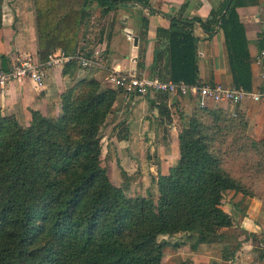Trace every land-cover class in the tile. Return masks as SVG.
<instances>
[{
  "label": "trees",
  "instance_id": "obj_1",
  "mask_svg": "<svg viewBox=\"0 0 264 264\" xmlns=\"http://www.w3.org/2000/svg\"><path fill=\"white\" fill-rule=\"evenodd\" d=\"M125 1L33 0L38 57L58 48L78 52V31L90 3L104 14ZM245 3L225 0L211 15L223 31L233 84L251 89V58L237 12ZM170 17L169 79L200 82L193 25L198 21L209 30L208 21ZM104 87L77 98L63 94L56 116L30 109L29 124L12 122V133L0 140V264H159L168 242L161 235L196 232L198 242L228 238L220 229L232 223L220 205L224 191L252 192L222 165L220 151L229 141L230 149L242 148L237 137L244 135L245 118L225 112L242 125L238 135L236 123L211 124L221 112L197 104L178 131L177 162L159 173L157 197L127 196L101 164L99 129L119 91ZM2 141L10 142L8 148Z\"/></svg>",
  "mask_w": 264,
  "mask_h": 264
},
{
  "label": "crops",
  "instance_id": "obj_2",
  "mask_svg": "<svg viewBox=\"0 0 264 264\" xmlns=\"http://www.w3.org/2000/svg\"><path fill=\"white\" fill-rule=\"evenodd\" d=\"M142 1L144 3L140 0L121 2L104 14L96 2L87 7L78 32H92V29L104 32L94 48L101 53L95 57L90 70L96 79L111 88L115 86L109 76L123 71L169 79L166 48L168 32L165 30L170 27V15H178L182 18L198 16L207 20L210 26L206 30L198 21L193 25L198 53V79L234 85L223 31L214 21V15H211V11L218 10L225 0ZM244 1V5L237 6V12L245 26L252 87L255 88L263 82L261 73L264 72V64L259 62L258 55L264 44V0ZM150 7L155 10L150 11ZM89 10L92 12L90 15ZM94 17H98L95 18L99 21L96 23L98 29L91 23ZM79 37L80 42L85 41L80 34ZM134 37L137 38L136 43ZM20 53L38 57L33 0H0V68L8 67ZM61 70L60 65L51 67L44 83L38 86L28 81L10 82L0 89V110L19 113L26 119L31 116L30 109L49 116L58 115L61 112L59 91L66 81ZM215 103L227 104L229 112L242 115L248 122L250 134L256 138L264 136L263 100L244 99L235 105L226 101H209L207 105ZM196 106L197 100L189 95L164 92L126 95L119 90L99 129L100 133L102 130L107 131L104 138L110 134L108 153L113 159L110 162L119 161L123 169H127V164L133 165V159L137 157L149 164L151 173H167L179 158L180 126ZM103 137L100 139L101 153L104 148ZM256 205L257 200L255 204L250 197L233 192L222 208L233 217L241 215L242 225L253 231L261 230L264 235V221H260L261 225L256 224V214L251 210ZM261 245L264 247V242Z\"/></svg>",
  "mask_w": 264,
  "mask_h": 264
},
{
  "label": "rangeland",
  "instance_id": "obj_3",
  "mask_svg": "<svg viewBox=\"0 0 264 264\" xmlns=\"http://www.w3.org/2000/svg\"><path fill=\"white\" fill-rule=\"evenodd\" d=\"M90 12L89 10V15L92 14V12ZM95 18L98 17H94L93 21H90L94 25H96L98 21V19L95 20ZM96 28L98 29L97 25ZM83 30H85V26H83ZM103 33L104 32H98L97 30L95 31V29H92V32H79L85 39L84 42L80 43L81 50L85 51L87 54H91L92 50L96 47L97 41L103 36ZM91 67H84L73 59L66 67V72L63 73L62 65L61 71L62 74L66 76V81L59 91L60 102L63 94L69 95L72 98H77L78 96H86L87 93L92 94L105 88L104 84L96 80L95 76L90 73V70H92ZM88 81H97L98 85H90V83H87ZM115 87L118 88L117 86ZM119 90L125 93L120 88ZM212 106L220 111L221 115L210 123L220 125L236 123L233 125L235 128L234 130H237L240 133L237 134L241 135L242 125L237 121H232L225 115V112L229 109L227 104L221 105L215 103ZM2 117H7L9 121L4 122ZM30 119L31 116L26 119L19 113L17 114L13 111L2 112L0 110V140L7 139L9 132L12 133V122H17L19 126L25 127L29 124ZM187 123V120L184 121L182 126L185 124L187 125ZM99 134L103 137L107 134V131L103 132L102 130V133L99 131ZM242 134L244 135L237 137L243 144L242 148L238 151L230 149L232 146L229 141L226 149L220 151L222 152L220 157L222 159V165L239 178L244 187L248 189L247 191L252 192V195L235 191L234 189H227L223 193L220 205L222 207L233 192L236 194L240 192L243 197H250L255 204L257 200L258 205L251 207V210L256 214L255 217L257 221L254 222L261 225L260 221H264V136L256 138L253 134H250L248 132V122ZM108 135L110 136L109 133ZM108 135L106 138L103 137L102 144H104V148L100 158L101 164L107 168V173L111 182L122 187L127 196L152 195V197L156 198L158 195L157 180L159 172L157 174L151 173L149 171V164H146L142 161L143 159L137 157L133 159V165L127 164V169H123L119 161L117 163H115V161L111 163L110 161H113V159L110 158L108 153L110 152L108 148ZM228 139L230 140V135ZM250 139L253 140L252 143ZM254 141L259 142L260 145L255 147ZM2 142L6 144L8 148L10 142ZM225 150L226 153H224ZM216 152L218 153V150H216ZM229 214L232 217L231 225L220 228L228 235V238L222 241L198 242L197 233L188 231L159 236V238H165L168 241L164 246L163 256L159 264H191L193 262L203 264H264V247L261 245V243L264 242L262 231H253L246 228L242 225L241 215L233 217L231 213Z\"/></svg>",
  "mask_w": 264,
  "mask_h": 264
},
{
  "label": "built area",
  "instance_id": "obj_4",
  "mask_svg": "<svg viewBox=\"0 0 264 264\" xmlns=\"http://www.w3.org/2000/svg\"><path fill=\"white\" fill-rule=\"evenodd\" d=\"M100 53L99 49H93L91 54L83 50L74 54H66L62 49H56L50 51L44 59L28 53L17 54L6 69L0 68V89L12 81H28L34 86L41 85L51 67L62 66L73 59L84 67H91L95 63V57ZM258 60L264 64V44L259 50ZM109 78L126 94L144 95L151 92H164L189 95L197 100L198 105H206L209 101H226L234 105L244 99L264 101V72L261 73L263 82L251 89L235 85L227 86L220 82L187 83L183 80L163 79L159 76H148L132 71L114 73Z\"/></svg>",
  "mask_w": 264,
  "mask_h": 264
},
{
  "label": "water",
  "instance_id": "obj_5",
  "mask_svg": "<svg viewBox=\"0 0 264 264\" xmlns=\"http://www.w3.org/2000/svg\"><path fill=\"white\" fill-rule=\"evenodd\" d=\"M134 42H135V43L137 42V38H136V37H134Z\"/></svg>",
  "mask_w": 264,
  "mask_h": 264
}]
</instances>
